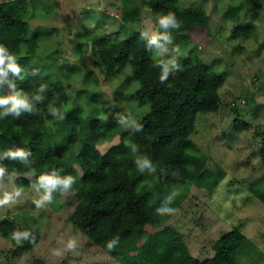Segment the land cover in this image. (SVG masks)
I'll return each mask as SVG.
<instances>
[{"label": "trees", "instance_id": "trees-1", "mask_svg": "<svg viewBox=\"0 0 264 264\" xmlns=\"http://www.w3.org/2000/svg\"><path fill=\"white\" fill-rule=\"evenodd\" d=\"M263 1L248 0L259 7H264ZM140 2L153 12L159 45L132 28L140 17L136 0H124L122 36L104 32L94 38L102 68L121 73L130 66L139 82L136 96L149 101V110L129 130L121 126L115 108L108 116L100 113L94 103L97 95L92 94V113L87 115L80 105L70 106L69 91L53 73L35 67L22 70L38 46V35L30 36V0L0 2V46L20 68L12 84L0 77V97L18 93L31 106L30 112L21 111L18 117L10 112L0 115V167L6 170L3 178L16 177L25 185L34 181L45 194L39 183L41 176L73 177L76 204L70 221L112 257L137 254L138 258L128 264H237L247 241L241 229L233 227L224 232L212 245L213 256L201 259L192 253L176 226L165 224L172 212L158 211L175 210L179 203L162 196L165 186L197 182L212 193L225 177V171L217 174L206 167L205 155L191 152L199 113L220 107L224 76L189 51L172 63L156 55L170 36L176 35L172 45L176 46L179 38L188 39L195 31L206 30L211 17L205 7L182 6L180 0ZM242 7L239 4L233 12ZM170 15L178 27L161 26V18ZM241 29L237 25L233 33L237 35ZM6 107L10 105L0 107V114ZM235 126L241 129L249 124L237 119ZM116 132L121 140L102 152L100 143ZM17 150L29 155L23 161L7 155ZM259 155L264 166V139ZM250 188L264 201V178ZM63 193L58 187L50 202L64 205ZM31 218L27 224L7 217L0 220V231L17 245L16 251L31 250L40 240L39 226ZM150 227L156 229L152 232ZM14 234H19V242Z\"/></svg>", "mask_w": 264, "mask_h": 264}, {"label": "rangeland", "instance_id": "rangeland-1", "mask_svg": "<svg viewBox=\"0 0 264 264\" xmlns=\"http://www.w3.org/2000/svg\"><path fill=\"white\" fill-rule=\"evenodd\" d=\"M4 1L7 0H0ZM180 4L205 7L211 17L210 25L188 39L179 38L176 46H172L176 35L170 36L158 47L156 55L172 63L189 51L224 76L220 107L214 112L199 113L191 136V152L205 155L206 167L217 174L225 171V177L212 193L197 182L165 186L162 196L168 201H179L165 224L176 226L192 253L201 259L212 257L215 240L238 227L247 241L240 249L243 254L237 264H264V201L250 188L264 178L259 155L264 139V7L248 0H180ZM239 4L243 7L234 13L233 8ZM123 5L124 0H30V36L38 35V46L22 70L35 67L53 73L69 91L70 106L80 105L87 115L92 113L90 98L97 95L94 103L100 113L108 116L115 108L121 126L129 130L149 110V101L136 96L139 82L130 66L121 73L102 68L94 42L96 35L104 32L123 35ZM136 5L140 17L132 28L159 45L152 10L140 0H136ZM237 25L242 29L236 35L233 28ZM0 77L9 84L17 79L11 70ZM237 119L249 126L238 129ZM120 140L121 135L116 132L99 147L105 152ZM6 193L12 199L0 205V220L7 217L27 224L33 217L41 235L31 250L16 251L17 245L0 231V264H128L138 258L137 254L112 257L70 221L76 204L73 187L64 191L62 206L59 201L53 204L44 200V192L34 181L25 185L16 177L2 178L0 199ZM155 229L149 228L152 232Z\"/></svg>", "mask_w": 264, "mask_h": 264}, {"label": "clouds", "instance_id": "clouds-1", "mask_svg": "<svg viewBox=\"0 0 264 264\" xmlns=\"http://www.w3.org/2000/svg\"><path fill=\"white\" fill-rule=\"evenodd\" d=\"M161 26L167 28L169 26L178 27L174 18L170 15L168 17H162L160 20ZM167 39V38H166ZM152 43H157L155 39H153ZM7 61V65L5 67ZM7 70H11L14 74H19L20 68L15 64L14 57L7 54V50L0 46V76L6 75ZM166 75V74H165ZM39 99V97H37ZM6 105H10V107H6L4 112L0 115H7L9 112L13 113L14 116L18 117L21 111H31V106L27 103V101L19 96V94H15L8 97H0V107H4ZM7 155L13 159L19 158L23 161L29 153L24 150H17L15 152H8ZM5 168L0 167V179L4 177ZM40 186L44 188L45 194L43 196L44 200H51L52 193L58 187L64 191H67L73 184V177L66 176L63 179L59 178L55 174L52 175H43L40 178ZM19 193H16L18 195ZM12 199V196L9 194H5L2 199H0V205L7 204ZM160 213H171L175 211L174 209H166L162 208L158 210ZM14 239L19 242V234H14ZM72 242H69L68 247L71 248ZM111 247V245H109Z\"/></svg>", "mask_w": 264, "mask_h": 264}]
</instances>
